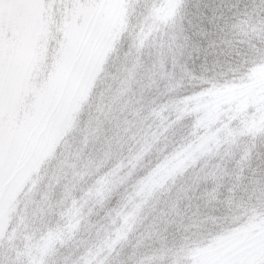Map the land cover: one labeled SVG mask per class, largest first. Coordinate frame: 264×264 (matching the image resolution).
<instances>
[{
    "label": "rangeland",
    "instance_id": "rangeland-1",
    "mask_svg": "<svg viewBox=\"0 0 264 264\" xmlns=\"http://www.w3.org/2000/svg\"><path fill=\"white\" fill-rule=\"evenodd\" d=\"M198 1H203L201 8L208 3L210 9V0H0V264H53L66 242L78 239L80 232L93 225L106 196L118 191L124 194L123 205L107 216L105 232L89 242V248L84 246L78 262H65L101 264L108 251L119 249L135 230L146 208L184 194L178 186L184 169L191 167L193 181L200 174L223 169V158H215L232 127L224 126L220 118L215 127L210 125L207 112L202 121L198 119L201 124L206 121L202 136H191L183 143L187 144L183 159L168 160L156 173L127 186L122 181H129L130 174L120 171L124 166L129 172L135 170L164 130L161 111L148 110L150 120H143L145 126L130 139L134 132L128 134L127 129L139 122L129 121V112L144 111L143 105L138 108L132 103L131 94L149 88L147 76L169 33L175 38L173 44L169 40V58L181 56L177 49H183L185 8ZM258 1L259 9L248 11L249 16L264 12V0ZM233 7L238 10L236 2ZM229 13L219 10L221 19L214 22L212 31L235 32ZM261 25L248 22L244 28L256 31L263 29ZM206 49L207 45L193 56V62L209 58ZM144 53L148 72L125 71V56L130 67L131 57ZM174 62L178 64L177 58ZM220 89L226 90L222 92L226 99L232 98L230 106L241 107L229 140L264 143V65ZM108 98L114 99L112 106ZM116 109L122 113L121 121L115 120ZM102 140L104 146L109 142L103 152L94 149ZM126 141L132 150H125ZM112 147L119 151L122 147L123 155H113L108 150ZM110 153L115 165L94 179L96 167ZM87 177L90 182L84 181ZM53 220L59 223H50ZM248 226L186 248L183 264H261L263 237V241L249 239L253 244L246 243L239 251H226L230 241L242 240ZM94 234L92 229L88 238ZM173 263L177 264V258Z\"/></svg>",
    "mask_w": 264,
    "mask_h": 264
},
{
    "label": "trees",
    "instance_id": "trees-1",
    "mask_svg": "<svg viewBox=\"0 0 264 264\" xmlns=\"http://www.w3.org/2000/svg\"><path fill=\"white\" fill-rule=\"evenodd\" d=\"M233 2L237 3V11L234 9L235 6L233 7ZM202 3L203 1H198L195 5L191 4V9L185 8L188 18L181 23L184 25V28L181 27L183 49H177L182 57L174 53L176 57L169 58L172 50L169 40L173 44L175 39L174 34L169 33L171 36L165 37L158 61L151 75L147 76L149 81L146 86L149 88H144L141 93L134 90L131 94L132 103L137 106L143 105L144 111L138 109L136 113L129 112V121L137 119L139 122L135 121L134 125L127 129L128 134L134 132L129 134L130 139L134 134L140 133L141 125L145 126L143 120L145 122L150 120L148 110L155 113L161 111L160 125L164 130L140 161L139 165L142 163L140 167L138 165L135 170L129 172L128 167L124 166L120 171L126 170L125 173L130 174L129 181H126L127 179L122 181L127 186L128 182L135 181L147 173H156L168 163V160L183 159L184 147L187 145L183 143H188L191 136L194 139L202 136L201 131L206 121L201 124L198 119L202 121L207 112H210L209 117L212 118L210 125L214 124L215 127L217 119L220 118L224 126L232 127L227 132L229 134H225V141L219 143L221 149L215 158V160L220 156L223 158L220 160L223 169L216 168L213 174H200L199 180L196 181L192 180L191 167L184 169L178 185L185 190L184 194L180 195L178 200L160 201V204L146 208L135 230L130 231V235L128 238L125 237L119 249L113 248L108 251L101 264H174L175 258L177 264H183L185 263L183 252L186 248L196 246L205 240L210 241L214 236L222 235L233 228L247 225L249 226L242 240L230 241V247L226 251H239L243 246H247L246 243L253 244L254 238L259 241L264 238V222L259 223V219L264 217V143L250 139H237L236 142L229 140L234 133L237 118L241 117V107L237 108L235 106L237 103L230 106L232 98L226 99L224 97L226 94H222L226 90H219L222 84L231 82V79H242L250 69L264 65V12H255L253 16H249L248 11L259 9L258 0H210L211 10L208 3L206 8H201ZM220 9L226 16L232 12L234 33L229 32L225 35L224 32L212 31L211 26L215 27L214 22L218 24V20L221 19L218 15ZM215 11L217 13H213ZM248 22L262 24L263 29L256 31L254 28L245 29L244 25ZM227 29L229 31V28ZM256 32L261 33L257 35ZM219 36L226 38V42L221 41ZM205 45L207 55L210 54V57L204 62L202 60L193 62V56L203 51ZM174 47L177 48L178 45ZM176 58L178 64L174 62ZM131 60L133 63L129 67L125 56L123 63L125 71H132L134 68L142 73L149 71L145 53L137 57L132 56ZM154 73H158L159 77L155 78ZM159 79L162 81H158ZM142 80L140 77L139 82ZM209 89L213 90L208 91ZM108 100L112 106L114 99ZM181 111L185 112L179 115ZM119 113L116 109L117 121L122 120V113ZM109 124L114 130H118L111 121ZM118 125L116 124L117 128ZM104 142L102 140L94 149L102 151L105 147L108 148L109 142L105 146ZM131 143L133 145L132 140ZM126 144L130 143L125 142V150L126 147L132 150V145ZM117 149L118 147H112L108 150L115 156L123 155L122 147L120 151ZM111 153L109 156L105 155L102 165L99 163L96 167L97 175L93 177L94 179L115 165ZM169 155L171 157H168ZM90 179L87 177L84 181L90 182ZM123 198L124 194L118 191L109 197L106 196V202L96 212L93 225L80 232L78 239L66 242V246L64 245L61 250V256L53 264L78 262L84 246L89 248L90 244L97 240V236L105 232L108 226L107 216L112 215L118 206L123 205L121 201ZM55 222L52 221L53 224ZM92 229L95 231L94 237L88 238ZM249 239H253V242L249 243ZM89 242L91 243L88 244ZM261 253L264 254V250ZM261 264H264V260Z\"/></svg>",
    "mask_w": 264,
    "mask_h": 264
}]
</instances>
